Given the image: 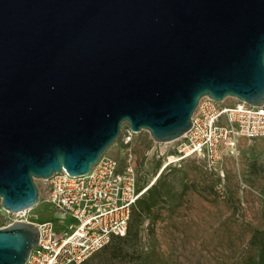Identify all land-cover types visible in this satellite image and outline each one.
I'll use <instances>...</instances> for the list:
<instances>
[{"label":"water","instance_id":"obj_1","mask_svg":"<svg viewBox=\"0 0 264 264\" xmlns=\"http://www.w3.org/2000/svg\"><path fill=\"white\" fill-rule=\"evenodd\" d=\"M202 97L264 104V0H0L2 209L87 174L123 123L174 141ZM37 240L31 222L0 228V264Z\"/></svg>","mask_w":264,"mask_h":264},{"label":"rangeland","instance_id":"obj_2","mask_svg":"<svg viewBox=\"0 0 264 264\" xmlns=\"http://www.w3.org/2000/svg\"><path fill=\"white\" fill-rule=\"evenodd\" d=\"M232 102L226 98L223 104ZM126 128L123 123L120 133ZM154 146L140 131L125 148L118 136L104 153L120 166L130 155L145 183L161 164L151 155ZM34 183L39 200L31 220L53 219L51 207L42 202L46 182ZM154 184L163 198L142 219L136 240L114 241L84 264H264V138L239 139L216 171L195 158L171 163ZM10 218L0 204V226Z\"/></svg>","mask_w":264,"mask_h":264},{"label":"built area","instance_id":"obj_3","mask_svg":"<svg viewBox=\"0 0 264 264\" xmlns=\"http://www.w3.org/2000/svg\"><path fill=\"white\" fill-rule=\"evenodd\" d=\"M232 99L231 104H223L225 99L215 102L202 97L187 132L171 142H154L151 155L161 159V164L148 182L140 181L130 155L120 166L103 153L87 174L70 176L62 169L43 180L42 202L51 207L53 219L32 221L29 213L34 207L15 213L5 210L11 218L0 228L31 222L38 229L37 244L24 264L83 263L112 238L125 235L133 205L155 183L163 167L195 158L216 171L223 156L235 151L239 139L264 138V104L253 106ZM132 134L128 127L119 133L122 147L130 144ZM147 160L146 156L144 163Z\"/></svg>","mask_w":264,"mask_h":264},{"label":"trees","instance_id":"obj_4","mask_svg":"<svg viewBox=\"0 0 264 264\" xmlns=\"http://www.w3.org/2000/svg\"><path fill=\"white\" fill-rule=\"evenodd\" d=\"M162 198L163 191L157 185L153 184L133 205L125 235L123 237L112 238L110 243L114 241L136 240L142 219L150 214L152 207L161 201ZM84 262L81 264H84Z\"/></svg>","mask_w":264,"mask_h":264},{"label":"bare ground","instance_id":"obj_5","mask_svg":"<svg viewBox=\"0 0 264 264\" xmlns=\"http://www.w3.org/2000/svg\"><path fill=\"white\" fill-rule=\"evenodd\" d=\"M169 159H170V160H172V158H171V157H170ZM3 211L5 212V210H4V209H3Z\"/></svg>","mask_w":264,"mask_h":264}]
</instances>
